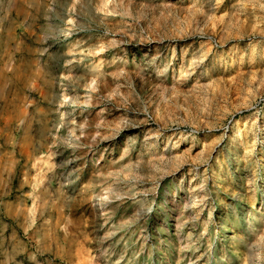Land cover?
I'll use <instances>...</instances> for the list:
<instances>
[{
    "label": "rangeland",
    "instance_id": "rangeland-1",
    "mask_svg": "<svg viewBox=\"0 0 264 264\" xmlns=\"http://www.w3.org/2000/svg\"><path fill=\"white\" fill-rule=\"evenodd\" d=\"M0 264H264V0H0Z\"/></svg>",
    "mask_w": 264,
    "mask_h": 264
},
{
    "label": "bare ground",
    "instance_id": "bare-ground-1",
    "mask_svg": "<svg viewBox=\"0 0 264 264\" xmlns=\"http://www.w3.org/2000/svg\"><path fill=\"white\" fill-rule=\"evenodd\" d=\"M161 45V44H160ZM199 58H195L192 60L191 65L186 67L185 63H180L179 64V70H178V76L179 79L182 80L184 78V76L186 75V73L189 72V70H194L197 69L198 65L197 63L199 62ZM184 61V58H183ZM149 63H146L145 65L147 66ZM167 63L166 67H169ZM138 140V136L133 138V141ZM128 147V146H126ZM193 149V145H191L190 147H188L189 152H191ZM136 152H139V154L135 157V160L137 161V163L139 162H143L145 157L142 155L141 151L139 149L136 150ZM186 152V151H185ZM135 152H132L131 155H134ZM165 168V166L162 165V163L160 162V160H158L157 157H153L151 156L148 162V165H145L143 167H136L133 169H127V173L126 176L129 177L130 179H134V183L135 184H131L132 188H141L144 189L145 192L149 193V199H155L156 198V194L153 193L154 189L152 187L151 182L155 181L156 179L162 177L163 175V169ZM144 181V184L141 185H137L136 182H141ZM158 181V180H156ZM131 183V182H130ZM190 189L192 192L197 190V187L194 185H190ZM197 197V196H196ZM204 200V198L200 199V202H193V201H187L186 203L188 205H191L192 207H190L191 209H196V208H200L201 202ZM190 209V210H191ZM192 222V221H190Z\"/></svg>",
    "mask_w": 264,
    "mask_h": 264
}]
</instances>
